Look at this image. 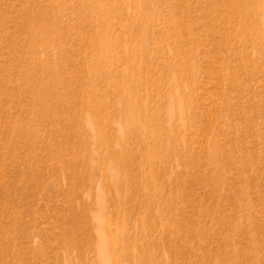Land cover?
Wrapping results in <instances>:
<instances>
[{
	"label": "rangeland",
	"instance_id": "obj_1",
	"mask_svg": "<svg viewBox=\"0 0 264 264\" xmlns=\"http://www.w3.org/2000/svg\"><path fill=\"white\" fill-rule=\"evenodd\" d=\"M0 264H264V0H0Z\"/></svg>",
	"mask_w": 264,
	"mask_h": 264
},
{
	"label": "bare ground",
	"instance_id": "obj_2",
	"mask_svg": "<svg viewBox=\"0 0 264 264\" xmlns=\"http://www.w3.org/2000/svg\"><path fill=\"white\" fill-rule=\"evenodd\" d=\"M117 175H115V178L113 179V181H112V183H111V185H112V188L115 190V191H118L119 189H120V187H119V185H118V183H116V181H117ZM120 191V190H119ZM118 191V192H119ZM117 192V193H118ZM101 246H103V245H101ZM102 248V247H101Z\"/></svg>",
	"mask_w": 264,
	"mask_h": 264
}]
</instances>
